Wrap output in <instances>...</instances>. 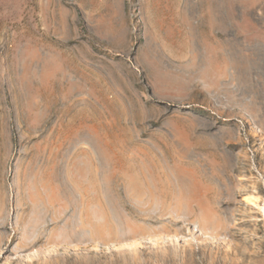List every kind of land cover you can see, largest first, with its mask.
I'll return each mask as SVG.
<instances>
[{
    "label": "rangeland",
    "instance_id": "obj_1",
    "mask_svg": "<svg viewBox=\"0 0 264 264\" xmlns=\"http://www.w3.org/2000/svg\"><path fill=\"white\" fill-rule=\"evenodd\" d=\"M0 264H264V0H0Z\"/></svg>",
    "mask_w": 264,
    "mask_h": 264
}]
</instances>
